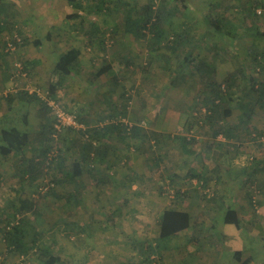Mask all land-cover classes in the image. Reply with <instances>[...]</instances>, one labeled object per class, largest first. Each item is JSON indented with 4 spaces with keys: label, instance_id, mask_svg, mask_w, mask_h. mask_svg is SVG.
I'll use <instances>...</instances> for the list:
<instances>
[{
    "label": "rangeland",
    "instance_id": "obj_1",
    "mask_svg": "<svg viewBox=\"0 0 264 264\" xmlns=\"http://www.w3.org/2000/svg\"><path fill=\"white\" fill-rule=\"evenodd\" d=\"M16 1L18 2L15 3L16 5L13 4L15 0H4L0 4V45L5 51L6 43L10 38L17 36L20 39L13 58L23 62L27 77L13 81L10 73V60L13 58L8 54L4 56L11 82L1 83L0 80V127H14L30 133L32 145L35 147L26 151L24 154L26 158L39 155V151L36 150L38 144L34 143V139L46 130L44 126L54 124V114L51 108L47 111L37 102L22 105L24 102L15 98L22 92H39L42 97L50 98L55 104L77 116L80 115L81 110L91 115L95 109L96 111L103 109L111 114L116 111L119 115H125L126 118L122 117L121 121L128 127L138 126L145 131H149V112L155 111L163 104H167L172 112L181 114V118L174 129L160 136L161 142L158 146L153 144L154 154L151 152L146 154L138 146L140 143L134 140L129 141L132 142L130 149L125 148L124 145L121 148L110 145L114 154L111 160H115V163L110 170H106L105 164L101 166L98 162H92L93 168L98 171L95 175L89 172L85 164H82L78 150L72 148L69 142H66L62 149L55 145L56 152H60L64 159V167L61 169L57 163L51 168L46 166L43 168L44 174L35 183L23 179L21 159L3 158L0 155V218H2L0 228L16 222L12 205H17L18 198L34 199L39 214H27L29 237L33 238L34 234H38L39 246L50 247L51 253L58 258L60 264H139L144 259L140 255L139 246L145 243L154 245L157 241L158 220L165 210L179 209L191 213L196 209L198 218L205 221L210 218L207 210L204 212L207 208L204 205L211 200L213 188L206 185H202V188L197 190H194V187H190L189 190L185 188L189 169L185 161L189 158L181 151L178 141V137L183 135L199 137L200 140L213 139V142L216 140L211 127L193 119L195 116L203 119L201 111L196 110L201 82L198 75L192 72L187 74L185 80L178 78L183 58L181 53L180 59L174 58L166 63L160 57L166 52L165 49L149 46L151 37L146 40L137 39L125 32L127 5H130L126 3L132 4L135 0H112L108 12L91 16L103 30H107V36L111 35L105 36L103 44L95 41L93 46H89V53L93 54L94 62L86 67L84 75L88 73L96 75L110 63L115 67L112 73H107L105 78L98 80L99 89L93 88L91 83L84 80L82 83H76L78 80L76 76L69 82V86L65 85L61 90L58 89L54 96L49 94V86L58 82L59 76L54 77L57 75L56 66L52 67L51 64L44 69H37L17 54L26 44V40L30 39L31 42L35 40V36L30 38L25 35L23 32L25 28L26 32L32 31L37 26L41 28L36 24V20V23L29 21V24L27 17L36 16L40 20L43 14L37 16L40 10L36 8L47 2L45 0ZM81 1V5L79 0L73 2H77L81 6L78 10L86 14H88L87 10L90 7L94 8L98 2V0ZM259 1L261 5L257 7L254 5V0H157L155 8H170L175 14L166 25L167 40L172 38V30H177L180 25L190 29L191 36L196 39L195 43L202 49L197 51L200 53L199 57L217 66L218 79L222 81L231 74L241 72L238 86L243 89L248 85L250 77H254L259 84L264 82V69L254 70L251 63L252 56L256 52H264V41H254L247 33L249 28L264 32V0ZM136 2L139 7H143L148 5L149 0H136ZM225 7L228 9L225 10ZM258 10L263 12L258 14ZM46 13L45 11V16ZM219 16L227 19L228 23L222 26L218 20ZM43 28L45 29V25ZM52 30L55 33L54 29ZM66 36L70 35L66 34ZM32 47L37 49L35 45ZM124 59L133 61V65L125 67V64L119 62ZM241 64L249 69L242 70ZM70 74H66L65 79L70 77ZM79 85L82 91L75 89ZM78 91L80 93H77ZM240 93L241 90H238L239 95ZM6 96L14 97L13 101L9 102ZM237 99L238 97H234L229 105L232 114L226 118V123H235L237 117L242 114ZM254 110L255 119L259 126H263L264 115H260L264 114L263 107L256 106ZM196 112L199 115L194 116ZM98 116L97 118H100V115ZM90 118L92 122L96 121V118L92 116ZM241 129H243L240 133L241 138L234 143L222 138L219 139L224 141L221 144L224 146L233 144L239 150V147L243 149L245 144L252 143L250 141L254 139L251 137L255 138L256 144L260 146L264 144V132L258 139L257 129L251 124L248 127L242 125ZM71 136L76 137L78 133L70 134L69 131L63 130L58 132L57 138L67 140ZM131 154L138 156L139 161L135 164L123 163L124 159L129 160ZM121 157L122 163L119 161ZM225 165L233 172L238 169L232 163ZM62 172L79 177H75L76 179L70 180L63 186L55 183V195L50 190H39L58 178L57 175L61 176ZM101 178L105 183H101ZM173 183L176 186L180 184L181 191L184 189L190 193L185 198L193 202H176V189ZM245 187L246 184L243 188L253 191L254 204L256 207L259 206L255 210L258 213L262 212L257 203V200L262 199V193L257 189V185L248 184ZM195 198L199 200V204H204L202 208L198 206L197 209L196 204H193ZM226 198L229 200V195ZM187 205L191 207L188 208ZM258 213L255 212L256 215ZM243 230L241 234L248 236L247 228L244 227ZM178 244L183 245V243ZM253 252V257L243 256L250 259H246V262L241 259V264H261L264 261V239L256 240ZM5 254L7 253L0 235V264H42L43 261L35 252L28 261ZM153 258L154 264H189L192 259L187 258L185 263H182L183 253H174L173 249L171 250V241L165 242Z\"/></svg>",
    "mask_w": 264,
    "mask_h": 264
},
{
    "label": "trees",
    "instance_id": "obj_2",
    "mask_svg": "<svg viewBox=\"0 0 264 264\" xmlns=\"http://www.w3.org/2000/svg\"><path fill=\"white\" fill-rule=\"evenodd\" d=\"M4 0H0V4ZM112 0H98L97 5L90 7L87 10L88 16H94L95 14L101 15L103 12H108V9L112 5ZM157 0H149L148 5L139 7L136 0L127 5L126 18H125V32L137 39L149 40V46L152 48L159 47L165 49L166 52L161 54L160 57L169 63L174 58L180 59V53L183 55L181 61V69L178 72V78L180 80H185L189 72L196 73L201 82V88L198 96V103H196L197 111L203 115V119L196 118L195 115H199L198 112L194 113L193 119L200 121V123L211 127L213 130V137L216 139L218 137H223L227 140L237 141L240 137L241 125L245 127L250 126L254 116V109L256 106H261L264 109V82L260 84L254 77H250L248 85L243 89L238 86L239 75L231 74L224 80L220 81L218 79L217 66L215 64H210L202 60L197 51H202L201 46L195 43V37L191 36V30L180 25L177 30L173 31V36L171 39H166V25L171 18L175 15L173 10L168 8H155ZM255 6L261 5L259 0H254ZM78 7L81 6L78 4ZM78 8V9H79ZM228 7H225V10ZM110 12V11H109ZM220 17V16H219ZM219 22L224 26L228 23L227 19L220 17ZM91 33L92 38L96 42L103 44L107 30H103L96 21H91ZM1 28V27H0ZM248 35L253 38L254 41L263 40L264 32L257 31L255 29L249 28L247 31ZM94 42V41H93ZM15 43V42H14ZM163 43V47H162ZM4 53V52H3ZM5 54V53H4ZM78 53L75 51L68 52L60 58V63L55 67V73L59 76L60 81L57 84H51L49 86V94L54 96L57 92L58 86L62 85V80L64 75L74 73L78 67L77 61ZM116 61V60H115ZM119 62L125 64V67L133 65V61L129 60H119ZM252 68L255 70L264 69V52H256L251 59ZM149 64V63H148ZM242 70L249 69L244 64H241ZM113 68L112 63L108 66H104L95 77H101L107 73H110ZM148 67L145 69L147 70ZM26 69V68H25ZM246 73V72H245ZM71 75V74H70ZM177 75V74H175ZM247 79V78H245ZM178 82V80H177ZM176 82V84H177ZM174 83V82H172ZM237 87V88H236ZM238 90H241L240 95ZM8 97V96H6ZM25 104H33L35 102L42 105L43 109L49 111L51 110L48 104L43 101L37 94H29L27 92H22L17 96ZM234 97H238L237 105L242 111V114L238 117L239 125L232 126L230 123H226V118L231 115L232 111L229 108L230 103H232ZM14 97L9 96L8 101L12 102ZM202 110L204 112L202 113ZM113 117H111L112 119ZM78 120L85 126L86 122L82 116H78ZM113 120V119H112ZM26 123V121H25ZM47 132H42L38 134L35 142L38 144L37 151L39 155H34L31 158H26L24 154L31 147L33 140L29 132L21 131L17 128H3L0 130V155L3 158L15 157L16 159H21L22 177L24 180H28L31 183H35L42 174H44L43 168L46 166L51 168L56 162L58 166L62 169L64 167V159L59 152L56 159L52 160L48 165V157L53 146L59 147V149L64 148L65 143L69 142L72 148H75L79 152L80 160L82 164L88 167L89 172L95 175L98 171L93 168L92 162H98L99 164L105 163V159L109 155L110 146L106 144V141L118 140L125 148L130 149L131 143L129 141H138L139 147L148 154L155 153L153 150V144H160V136L156 133L150 131H145L143 128L134 126L128 127L126 124H115L111 122L105 125L103 128H94L86 130L74 131L68 129L69 133H78V136L70 137L67 140L55 139V135H58L54 129V124H49V126H44ZM262 135L258 132V138ZM87 136V137H86ZM256 136V134H255ZM253 135V137H255ZM254 139L255 138H252ZM57 140V141H56ZM106 140V141H105ZM213 140V139H212ZM178 141L180 142L181 151L188 156L195 155L194 146L196 144L195 137L179 136ZM213 142L207 144L204 148V153L209 154L213 149ZM144 146L146 149H144ZM155 158V157H154ZM153 158V159H154ZM20 164V163H19ZM46 171V170H45ZM189 179H195L201 182V177L199 175L191 174L188 175ZM52 183L58 186H63L68 184L70 180H74L76 176L70 173L62 172L61 176H58ZM1 179V175H0ZM76 179V178H75ZM101 183H105L103 178H101ZM55 187L50 188V192L55 195ZM176 202H184L185 194L182 193L180 189L175 191ZM17 205H12L14 208V213L16 217V222L13 225L6 224L3 228H0V235L2 236V243L4 249L8 255L18 256L24 261H28L29 257L33 252L37 253L42 257V264H60L58 258L51 253V248L48 246L42 247L38 243V234H34L33 238H30L28 234V223L29 219L27 214H39L37 209V204L34 199L30 198H18ZM238 214L228 209L225 213L224 222L229 225H234L237 229H240V222ZM2 223V218H0V224ZM192 226L191 215L188 212L179 209H168L165 210L159 220V236L157 241L153 244L145 243L141 244L139 247V252L144 259L139 264H154V256L161 246L165 242H169L174 239L180 233L187 231ZM26 263V262H25ZM124 264H135V263H124Z\"/></svg>",
    "mask_w": 264,
    "mask_h": 264
},
{
    "label": "crops",
    "instance_id": "obj_3",
    "mask_svg": "<svg viewBox=\"0 0 264 264\" xmlns=\"http://www.w3.org/2000/svg\"><path fill=\"white\" fill-rule=\"evenodd\" d=\"M73 1L74 0H45V2H47L46 4L38 5V8L36 9L43 11V13L38 11L37 16L43 14L41 15L42 18L39 20L36 16L32 18L28 16L27 21L30 24L29 21L36 23V20V24L41 28L36 25V28H33L32 31L30 30L28 32H26L25 28V31H23L25 35L30 38L35 36V40L33 42H31L30 39L26 40V44L20 48L17 54L21 56V58L23 57L26 59L29 65L37 67V69H44L47 65L52 64V67L56 66L64 54L75 51L78 53L76 61L78 67L75 73L72 72L71 76L67 77L68 80L67 78L65 79L64 75L62 85L58 86V89L61 90L65 85L69 86V82L74 80L76 76L78 79L76 83H82L84 80L91 83L93 88L99 89V84H97L99 82L98 80L105 78L106 75L101 77H95V75L91 73L84 75L86 67L94 62V57L92 58L93 54L89 53V46L95 44V40L91 39L92 33L90 27L93 17L88 16L86 12L83 13L79 11L77 2ZM80 2L82 1L79 0V4L81 5ZM15 3L18 2L15 0L13 4L16 5ZM45 11L47 12L46 16ZM57 14L58 16H55ZM58 20L59 23L57 24ZM43 25H45V29L43 28ZM55 25L59 26L54 27ZM52 29H54L55 33ZM66 34H69L70 36L67 37ZM33 45H35L37 49L33 48ZM3 52L4 49L0 45V80L1 83H7L8 81L11 82V79L6 62L4 61L5 54ZM114 68L115 67L113 66L112 70H114ZM112 70L110 73H112ZM56 76L58 77V75H55L54 77ZM57 81L59 82L60 78L57 79ZM58 89L57 92L59 91ZM75 89L82 91L80 85L75 87ZM77 93H80V91ZM5 98L9 99V96ZM15 98L19 99L18 97ZM19 100L22 101L21 99ZM33 104H36V102ZM22 105L26 106L30 104L22 103ZM166 105L163 104L155 111L149 112L150 132L163 135L174 129L176 125L180 123L179 119L181 118V114L174 111L172 112L171 108ZM114 112L111 114L103 109L98 111L95 109L92 112V115L84 110H81L79 113L86 122L85 126H88L89 128H103L111 122L115 124L123 123L121 120L126 118L125 115H119L116 111ZM98 115H100V118H97ZM90 116L96 118V121L92 122ZM111 117H113V120ZM238 125L237 117V121H235L232 126L237 127ZM251 125L256 127L257 132H264V125L259 126L257 119H255V115L253 116ZM3 128L8 127H0V130ZM195 138L197 141L194 146L195 155H186L189 160L185 161V163L189 167L187 174L191 173L199 175L202 181L199 182L197 180L198 178H188L186 181L187 184L185 183L188 187L186 186L185 188L189 190L190 187H194V190H197L201 189L202 185L213 188L212 198L207 204H199L197 198L194 199L195 202L193 203L196 204L197 209L198 206L201 208L203 205L206 206L207 208L204 209V212L207 210L210 218L206 221L198 218L199 214L196 209H193L191 213L190 211L183 210L191 215L192 226L189 230L180 233L171 240V250L173 249L174 253H183V258L181 259L182 263L186 261L187 258H192L189 264H241V259L245 262L247 259L243 256H254L253 250L255 249L256 240L261 241L264 239V144L260 146L252 140L250 141L252 143L245 144L246 146L243 149L242 147H239L238 150L233 144L227 146L221 144L224 143V141L219 140L223 138L221 136L216 138L215 142L206 138H202L203 140H200L199 137ZM227 141L234 143V140ZM211 142H213V149L209 154H205L204 148ZM106 144L109 146L115 145L120 148L123 145L115 139L112 141H106ZM246 147H248V149H246ZM262 150L263 155H261ZM113 155V150H110L109 155L105 159V163L100 164L101 166H104L105 164L106 170H110L112 164L115 163V160H111L114 158ZM18 159L20 160V158ZM121 160L122 157L119 159L122 163ZM138 161V156L131 154L129 160L126 161V159H124L123 163L130 162V164H135ZM229 163L237 166L238 169L236 172H233L232 169L225 165ZM245 184L246 187L248 184L257 185V189L262 193V199H259V201L257 200L262 212L259 211L258 213L255 210L259 206L257 205L256 207L254 204L252 199L253 191L251 192V190L243 188ZM173 185L175 189L181 190L182 186H179L180 184L176 186L173 183ZM182 193H184L185 196L190 194L184 189L182 190ZM227 195H229V200L226 198ZM186 201L193 202V200L185 198L183 203ZM187 206L188 208L191 207V205ZM228 209H231L238 214L240 229L224 222L225 213ZM255 212L258 213V215H256ZM244 227L247 228L246 232L248 236L241 234L244 231ZM249 230L251 234L249 233ZM178 243H183V245ZM195 254L197 255L196 257L193 256ZM248 259L250 258L248 257ZM261 264H264V261Z\"/></svg>",
    "mask_w": 264,
    "mask_h": 264
},
{
    "label": "built area",
    "instance_id": "obj_4",
    "mask_svg": "<svg viewBox=\"0 0 264 264\" xmlns=\"http://www.w3.org/2000/svg\"><path fill=\"white\" fill-rule=\"evenodd\" d=\"M262 12H263V10H258V14H261ZM19 42H20V39L17 36L10 38L6 43V47H5V51H4L5 55L8 54V56H10V58H13V54L16 53L17 43H19ZM108 46L110 47V44ZM10 64H11L10 65L11 66V72L10 73H11V78L13 80L25 79L27 77V72L25 70V66L23 65V62H20L17 59L13 58V60L12 59L10 60ZM30 94H37L52 109L53 114H54V129L56 130L57 133L62 132L63 130H68V129H72L74 131L87 129V127L84 126L78 120L77 115L64 110L58 104H55L53 101H51L50 98L42 97L40 95V93L36 92V91L30 92ZM130 127H132V126H130ZM55 139L58 140L57 135H55ZM58 155H59V152H56V146L55 147L53 146V150L51 151V153L49 154V157H48L49 162L47 163V165L52 160L56 159V157ZM54 163H56V162H54ZM53 187H55V185L52 182H50L46 186L44 185L43 187H41L39 190H49L50 188H53Z\"/></svg>",
    "mask_w": 264,
    "mask_h": 264
},
{
    "label": "bare ground",
    "instance_id": "obj_5",
    "mask_svg": "<svg viewBox=\"0 0 264 264\" xmlns=\"http://www.w3.org/2000/svg\"><path fill=\"white\" fill-rule=\"evenodd\" d=\"M53 125V124H52Z\"/></svg>",
    "mask_w": 264,
    "mask_h": 264
}]
</instances>
